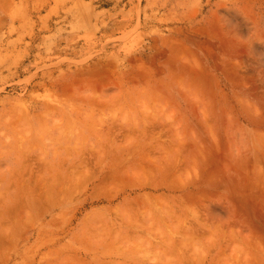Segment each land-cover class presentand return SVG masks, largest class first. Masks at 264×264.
<instances>
[{"label": "rangeland", "instance_id": "1", "mask_svg": "<svg viewBox=\"0 0 264 264\" xmlns=\"http://www.w3.org/2000/svg\"><path fill=\"white\" fill-rule=\"evenodd\" d=\"M212 263L264 264V0H0V264Z\"/></svg>", "mask_w": 264, "mask_h": 264}, {"label": "bare ground", "instance_id": "2", "mask_svg": "<svg viewBox=\"0 0 264 264\" xmlns=\"http://www.w3.org/2000/svg\"><path fill=\"white\" fill-rule=\"evenodd\" d=\"M163 144H164V143H163ZM138 148H139V147H138ZM178 150H179V149H178ZM121 169H123V168H121ZM143 172H144V170H143ZM138 173H140V172H138ZM145 175H146V174H145ZM145 175H144V176H145ZM186 175H187V174H186ZM186 175H185V176H186ZM187 176H189V175H187ZM187 176H186V177H187ZM86 177H87V176H86ZM169 177H170V176H169ZM184 178H185V177H184ZM86 179H87V178H86ZM186 179H187V178H186ZM84 181H85V179H84ZM146 181H147V180H146ZM80 183H82V182H80ZM141 183H143V182H141ZM144 184H145V183H144ZM184 186H185V185H184ZM66 189H67V188H66ZM204 196H205V195H204ZM151 198H152V197H151ZM196 198H197V197H196ZM201 198H202V196H201ZM203 198H204V197H203ZM205 198H206V197H205ZM159 200H160V199H159ZM162 200H163V199H162ZM188 200H189V199H188ZM204 200H205V199H204ZM204 200H203V201H204ZM138 201H139V200H138ZM152 201H153V200H152ZM157 201H158V200H156V202H157ZM135 204H136V203H135ZM21 205H22V204H21ZM136 205H137V204H136ZM164 205H166V204H164ZM132 206H133V205H132ZM166 207H168V206H166ZM166 207H165V208H166ZM166 209H167V208H166ZM132 211H133V210H132ZM155 211H156V210H155ZM166 211H167V210H166ZM171 213H172V212H171ZM175 213H176V212H175ZM133 216H134V215H133ZM173 217H174V216H173ZM173 217H172V218H173ZM28 218H29V217H28ZM177 218H178V217H177ZM190 234L192 235V232H191ZM208 235H209V234H207V236H208ZM212 236H213V235H212ZM212 236H211V237H212ZM208 237H210V236H208ZM175 246H176V245H175ZM222 259H223V258H222ZM224 260H225V259H224ZM226 260H227V259H226ZM229 261H230V260H229ZM228 263H230V262H228ZM212 264H213V263H212ZM245 264H246V263H245Z\"/></svg>", "mask_w": 264, "mask_h": 264}]
</instances>
